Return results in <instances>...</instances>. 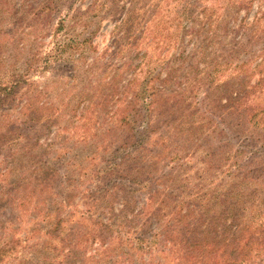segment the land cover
<instances>
[{"label": "trees", "instance_id": "trees-1", "mask_svg": "<svg viewBox=\"0 0 264 264\" xmlns=\"http://www.w3.org/2000/svg\"><path fill=\"white\" fill-rule=\"evenodd\" d=\"M32 1L0 0V54L9 47L6 60L11 61L0 68V131L8 129V136L0 134V144L13 146L14 140L26 139L21 127L37 124L39 133L55 127V135L62 130L60 137L67 133L74 146H94L81 157L87 161L83 165L73 156L65 158L70 152L65 144L58 143L47 159L53 143H33L35 157L43 161L29 178L52 206L33 207L37 215L30 230L34 221L42 226L25 240L43 232L41 237L52 239V244L46 241L52 255L43 257L35 246L29 248L34 253L13 254L19 241L11 237L10 228L5 234L10 220L3 219L0 263L264 264V10L257 8L252 20H237L255 0H167L162 8L155 5L143 12L149 16L142 23L143 15H134L135 10L120 13L122 0H91L82 12L73 10L75 0H52L54 15L70 13L52 30L38 21L51 12L49 1L41 7ZM99 14L116 23L110 49L95 59L102 67L100 79L108 81L105 91L98 96L86 93L85 101H98L91 110L101 112L115 130L111 152L105 139L112 136L110 128L101 131L102 141L89 142L82 135L87 123L81 134L79 122L70 117L61 125L65 106L39 103L41 91H31L28 83L30 75L48 68L67 69L65 77L56 75L75 81L78 64L94 52L92 28ZM22 22L26 26L20 27ZM260 24L262 31L257 32ZM40 31L52 38L50 49L42 54L33 49L42 44L44 33L33 42L25 40ZM119 31L122 37L116 36ZM184 37L192 42L187 54ZM117 59L121 63L113 67ZM119 74L129 78L121 84ZM12 105L18 106L17 117L9 119ZM21 149L7 156L9 162L26 163L17 155L31 151ZM14 170L19 168H8L7 173ZM16 190L22 194L10 202L26 210L29 190ZM76 196L83 209L72 229L64 225L70 220L62 214H77L71 203Z\"/></svg>", "mask_w": 264, "mask_h": 264}, {"label": "rangeland", "instance_id": "rangeland-1", "mask_svg": "<svg viewBox=\"0 0 264 264\" xmlns=\"http://www.w3.org/2000/svg\"><path fill=\"white\" fill-rule=\"evenodd\" d=\"M48 1H49L48 7L51 9V12L47 15L40 16L38 18V21L46 22L48 29L53 30L56 27V23H58L60 19L64 18L65 15H70V13L67 12L66 10H62V12L59 15H54L52 12V0H33L32 4L34 7H41L44 4L46 5ZM123 1L124 0L118 2V6H122L120 13L124 14L130 10L131 11L135 10L134 15H139V16L141 14L143 15L142 16L143 17L142 23H143L148 19V16H149V15H145L143 12L151 11L155 5H159V7L162 8V6L165 4L167 0H131L129 3L125 2L124 4H122ZM90 3H91V0H75V3L73 4L72 8L73 10L78 9L80 12H82L87 9V6H89ZM206 6H209V4H206ZM257 8H259L260 10H264V1L257 2L255 0L247 13H244V11H240L237 14V20L240 19L241 17L245 18L246 20H252L254 18V15L257 12ZM98 18H100V20L96 21V23H94L95 25L92 28L96 31L95 35L93 36V40H92V44L94 45V52L91 55H88V56L86 55V58L83 59L84 62L78 64V70H77L78 77L76 78L75 81L73 79H61L56 75V74H59L60 76L65 77L68 71L67 69H64V68L61 69L60 71L53 70V72H52V68H48L47 70L45 69V71H38L35 74L30 75L29 80H28L29 85H31L30 86L31 91L32 89L33 91L34 90L41 91L40 95L37 94V97H36L39 103L44 101L45 103H48L49 106L51 107L52 105H59L58 107L65 106L63 107L64 109L63 111L66 112L67 114L61 117L60 119L61 125L63 123V120H66L70 117L69 118L70 120L72 119V121L79 122V124L76 127L79 128L78 133L81 134L80 128L83 126V124L87 123V125L85 124L86 126L85 129L82 128V131H83L82 135L86 136V138L89 139V142H92V143L95 142L96 140H99V141L103 140L104 137L100 134H101V131L105 127L110 128L108 132L111 135L115 133V130L111 127L110 124H107L108 120L107 118L103 117V114L101 112H96L95 108L91 110L92 108L91 105H93L95 102L97 103L98 101H95V100H94L95 102L85 101V99L87 100V98L85 97L86 93L89 96L90 95L98 96L100 92L105 91L106 90L105 84L108 81V78H105L103 80L100 79L102 78V76L100 75L102 67L100 65H98L97 67L95 63V59L99 55H102L105 49H110L109 44H110V40L112 39V37H110L111 30L116 23L114 24V21L113 19L111 20V17L103 16L102 14H99ZM26 21H28V18H26ZM24 24L25 22H22V24H20V27L26 26ZM261 25L262 24H260V26L257 27V29H255L257 32L262 31ZM66 29H67V25H66L65 31H68ZM75 29L76 31L79 30L78 28H75ZM27 31H28L27 29H24V32H27ZM43 33L45 36L40 38V42L42 44L41 45L38 44L37 48H35V50L33 49V52L38 51L40 54H42L48 51L51 47V43H50V40H52V38L50 37L51 34L45 33V31H40L36 34L30 33L28 36H26V38L24 37L25 40L27 39L28 41L33 42V37H37L38 36L37 34L41 35ZM116 36L122 37V32L121 31L117 32ZM228 37H229L228 35L225 36V39H224L225 42H227ZM183 40L185 44L183 53L187 54L188 51H190L191 49L192 42H187L188 41L187 37H184ZM250 49L254 50L255 52V49L253 46H251ZM13 53L14 52L12 51L11 54ZM170 53L172 55L175 54V52H172V51H170L169 54ZM23 55H24L23 53L22 55H19L20 57L19 59H23ZM8 56H10L9 47L7 49L2 50V54H0V57H1L0 64H2L0 68L6 67L7 64L8 65L11 64L10 60L9 62L8 60H6ZM103 59H105V57ZM99 61L101 62L100 59ZM113 63H114L113 67H115L119 65L121 61L120 59H117ZM13 65H14L13 69H17L16 67L18 66V64H13ZM51 65L50 67H52ZM10 70L11 68H6V71L10 72ZM111 72H113V70H111ZM256 77L257 76H253L251 81L255 80ZM128 78H129L128 75L122 74V76H120L119 74L118 82L122 84ZM98 79H100L99 84L94 83L95 80H98ZM23 88L24 87L21 88V91L23 90ZM199 97H200V94H199ZM114 98L115 97H113L112 99ZM115 105H113L112 107H114ZM110 107H111L110 104H108L106 106V109ZM1 109H4V107L0 106V110ZM8 109L9 111H7V113L9 114V119H13L17 117V111H18L17 105H12L11 107H8ZM74 111H75V114H74L75 117L73 118ZM9 123H11V121ZM18 123L19 122H17L15 126H18ZM30 126L31 125L28 124V125H25L24 127H21V129L24 128V130L22 129V133L26 139L19 138V139L14 140L13 146H8L6 143L0 144V190H4L3 192L4 198H1V195H0V222H3V219L10 220V226L7 227V229L5 230V234L9 235L8 229L10 228L11 237L19 241V244L15 246V249H14L15 252H13V254H17V255L19 254L18 256H22L25 253L26 254L34 253L33 251L29 252L30 251L29 248L31 246H35L34 250L37 249V252H39L43 257H49L52 255V253L50 252L51 250L46 246L47 245L46 241H49L52 244V239L46 236L41 237L43 235V232H39L38 235L35 236L32 241L25 240V237L28 235L30 231L36 233L37 228L39 226H42L41 221H34L35 226L30 230L31 225H32L31 220L33 219V217L37 215L36 214L37 210L33 209V207L34 206L36 207L37 205H39V208L43 210L46 207L52 206V203L47 206L46 202L50 200L48 197H45L46 199L42 198V196L37 192V190L34 189L35 179L29 178V173L31 177H33V174L31 172L34 171V169L37 166L42 165V161H43V159H41L40 157H35L36 149L35 147H33V143L35 141L39 145L43 143H48V142L53 143V146L51 147L50 151H48V154L46 155L47 159L52 154V150L54 149L56 145H58V143L65 144L64 146L70 149L69 154L67 152L65 153L67 154L65 158L73 156L74 160H77V163H82L83 165L87 164V161H82L81 157L87 154L88 152H92L91 147L94 146V143L91 145V147H82V145L74 146L73 138L67 133L63 135L65 137L63 138L60 137V135L62 136V133H63L62 130L59 131V134L55 135L56 134L55 127L54 128L51 127L49 128L48 131L44 130V131H41V133H39L37 131V128H38L37 124L32 125V127ZM17 129H18L17 132H20L19 130L20 128H17ZM6 130H8L7 127L2 128L0 131V134L3 133V135L8 136ZM33 132L34 134L35 132L38 133V134H35V135H39L38 139H34ZM6 136H4V138ZM105 139H107V141L109 142L110 146H108V148L110 152L113 151L115 149L113 145L115 135L108 136V138L105 137ZM24 146H25V152L31 151L30 155L27 153L26 155H23V157H20L21 155H17V159L26 161V163L19 164L18 162H15L13 164L9 162L11 160L10 158L8 159L7 156H9L11 153L13 154L19 153V151H22L21 148ZM71 147L73 148L71 149ZM60 156H64V154H60ZM47 163H48L47 165L45 164L46 168L50 166L49 160H47ZM60 165H61V162H60ZM260 165L262 166L264 165V160L260 163ZM15 167L19 168V170H14L10 172L9 174L7 173L8 168H15ZM62 168H63V165L59 166L58 171H62L63 170ZM4 177H5V182L3 181ZM62 181L63 179L59 177L58 182L61 185H57L58 191L61 190V187L63 185ZM92 184L93 183H90L89 185L92 186ZM18 186L21 188V190L24 188H26V191L29 190L28 193H30L29 195L30 203L26 210L20 209L16 206L14 207V203L10 202V199L12 196L15 195V197H18L20 193L22 194L20 190H16V187ZM8 191H10V193H8ZM55 200L58 201L59 198L56 197ZM9 203H11V205ZM71 203L76 204L74 209L77 214L76 215L69 214V212L66 211L62 215L65 216V218L68 217L70 220L68 223H64V225L67 228L74 229L77 227L76 221L79 218L78 211L82 210L83 208H80L81 202L78 196L72 198ZM117 207H118V204H115V208ZM14 228L17 230L16 232L11 231ZM45 229H48V227L45 226ZM41 247L47 248L49 249V251L43 253V250L41 249ZM92 247L94 248V246ZM26 260H28V257L25 256V261ZM8 262L6 263L1 262L0 264H16L15 261H8ZM27 264H31V263L28 262ZM255 264H258V263H255Z\"/></svg>", "mask_w": 264, "mask_h": 264}]
</instances>
